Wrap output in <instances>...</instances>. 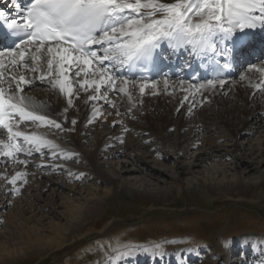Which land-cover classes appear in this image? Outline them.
<instances>
[{"label":"bare ground","instance_id":"bare-ground-1","mask_svg":"<svg viewBox=\"0 0 264 264\" xmlns=\"http://www.w3.org/2000/svg\"><path fill=\"white\" fill-rule=\"evenodd\" d=\"M0 8L12 10L13 6L10 0H0ZM245 40L249 43L244 44ZM209 43L211 46H194L188 44L186 40L181 43L162 41L160 46L171 47L172 55L168 57L178 63L180 59H196L202 54L213 55L219 59L226 58L228 54L234 56L235 75L228 74L226 77L213 80L215 87L209 86L208 81L198 83L185 81L183 84L175 78H161L157 82L128 80L131 98L112 88L105 91L102 87L101 93L107 97L105 100L100 98L101 93H94L92 89L85 91L79 87L85 78L89 80L99 78V73L95 72L99 66L94 63L93 72L87 77L83 72L80 77L69 73V82L73 85L72 106L67 104L68 97L62 94L58 87L53 86V81L59 78L57 75L40 79L42 74L47 76L49 72L47 67L49 56L45 49L41 61L33 65L36 70L32 71L31 68L27 70L26 79L30 84L22 85L25 89L22 95L27 98L26 103L36 106L37 114L46 115L57 121L62 128L58 130L39 123L21 122L18 130L39 134L53 141L58 147L43 148L40 152L33 151L31 155L20 153L15 158L0 155V197L2 196L6 203L0 205L2 215L0 220L4 218V223L9 220L10 224L13 219L11 210L16 208V213L26 225L24 232L27 242L25 241L24 245L29 243L33 245L44 239L43 232L47 228L40 220L43 213L47 214L49 220L59 218L65 221L64 230L68 233L61 238L56 236L58 237V242L55 240L56 245L76 240L80 236L79 228L83 222L100 212L104 196L99 194L98 185L106 186L109 185L108 182L111 183L113 178L108 170L113 168V158H122L124 163L119 169L118 165L114 168V174L115 171L120 175L123 173L131 175L133 172L146 174L140 182L141 185L144 184L142 186L140 184L137 186L136 183L132 185L125 179L118 182L122 191L129 196L143 194L156 199L171 195L172 189L159 174H167L178 190L182 183L203 196L238 188L246 189L254 185V182H249L243 175V170L249 171L264 165V130L256 142L246 149L249 160L244 164L236 139L241 134L250 133L252 126H248V121L258 118L254 113L251 114V110L254 111L256 103H261L263 99L260 90L264 87L257 90L255 85L258 83L264 85V66L251 64L240 69L243 64L240 58L247 61L254 58L249 52L257 56L264 53V24L258 23L256 27L244 33L237 32L231 39L216 31L209 37ZM179 53L185 57L180 56L177 59L175 56ZM32 54L29 52L26 57L30 64ZM102 54L103 48L99 55ZM0 60L6 65L2 70L5 79L0 86L5 88L6 94H10L9 82L6 79L9 74L7 69L9 58L5 55L0 57ZM262 60L264 61V56ZM109 62H112V68L117 64L115 61ZM258 69L260 71H257ZM74 71L75 66L71 69V72ZM24 72L25 70L21 68L15 70L13 74L18 78ZM109 75L113 76L107 70L104 76ZM123 80L125 79H115L118 88L124 86ZM220 80L225 81L222 86L219 84ZM142 83L148 85L143 95L139 92V85ZM200 85L204 87L197 91ZM11 92L14 93L15 89H11ZM90 95H97V99L89 100ZM185 96H188L187 100L184 99ZM252 97H256L257 102L252 101ZM228 98L233 99L232 105L227 102ZM94 108L99 110L96 115L99 117L98 120L93 118ZM241 117L248 118V121L242 120ZM73 119L77 121L75 125L71 124ZM89 120H92V123H89ZM138 121L141 124H138ZM6 143H8L6 130L0 129V146ZM216 148H221L224 153L217 155ZM168 149L175 155L173 166L168 168L162 165L165 167L163 170H155L152 165L149 166L150 161L147 157L158 158L161 162L172 161ZM2 150L0 147V151ZM53 151L59 155L54 157ZM66 153H70L71 158H66ZM230 153L238 157L233 158L231 166L220 165L206 169L205 173L200 171L195 174L193 171L207 162L222 163ZM177 157L185 158L188 162L185 164ZM21 160L27 161V165L20 164ZM239 167L242 168L241 171L237 170ZM165 170H169V173ZM18 171L27 173V183L18 181L16 185L10 184L12 176ZM261 172L264 178V170ZM82 174L89 176L88 181L81 177ZM183 174H192L193 181H184ZM99 180L102 184L96 183ZM16 187L20 188L19 194L14 191ZM103 188L105 187L100 188L102 192ZM58 206H61L62 210H58ZM240 240L243 248L251 247L259 256L264 254V236H242ZM23 249L24 247L20 246L19 252L16 253L22 254ZM14 251L11 253L15 254ZM2 253L6 256L10 254L6 248L0 246V254Z\"/></svg>","mask_w":264,"mask_h":264},{"label":"rangeland","instance_id":"rangeland-1","mask_svg":"<svg viewBox=\"0 0 264 264\" xmlns=\"http://www.w3.org/2000/svg\"><path fill=\"white\" fill-rule=\"evenodd\" d=\"M247 43L249 41L245 40L244 44ZM249 54L254 58L247 61L240 58L243 62L240 69L251 64L264 66V53L260 56L252 52ZM178 82L185 83L182 80ZM260 92L263 96L261 103L256 101V97H252L257 105L254 111L251 110V114L254 113L257 120L248 121V118L241 117L242 120L247 119L248 126H252L250 133L241 134L236 139L243 164L249 160L246 149L256 142L264 130V89ZM227 102L229 105L234 103L232 98H228ZM98 118L96 116L95 120ZM137 123L141 124L139 121ZM216 149L217 155L224 153L221 148ZM169 154L172 161L161 162L158 158L147 157L149 166L152 165L155 170L165 169L162 165L168 168L173 166L175 155L171 151ZM235 155L230 153L222 161L223 165L220 162H207L193 171L195 174L200 171L205 173L206 169L220 165L231 166L233 158L237 157ZM177 158L183 163L188 162L185 158ZM112 160L113 168L108 170L113 178L111 183L108 182L109 185L106 186L98 185L99 194L104 196L100 212L83 222L79 228L80 236L76 240L56 245L55 240L68 233L64 230L65 221L59 218L49 220L47 214L43 213L40 220L47 228L43 232L44 239L33 245L29 242L24 245L27 240L24 232L26 225L14 208L11 210L13 219L10 224L9 220L7 223H4V218L0 220V246L10 253L8 256L0 254V264H264V254L259 256L251 247L243 248L240 240L242 236H264V178L261 172L264 165L260 169L243 170L247 180L254 182L253 186L223 193H209L207 196L195 193L191 187L182 183L178 190L167 174H159L173 193L155 199L143 194L129 196L122 191L118 183L120 180H129L132 185L136 183L139 186L146 174L133 172L131 175H120L117 171L114 174V168L118 165L119 169L124 163L122 158ZM241 169L239 167L237 170ZM165 171L169 173V170ZM155 176L156 174L153 175ZM81 177L88 181L89 176L82 174ZM183 180L193 181L192 174H183ZM96 183L102 184V181ZM101 187H105V193L100 190ZM2 198L1 196V206L6 204ZM58 210H62V207L58 206ZM20 246L24 247L22 254L16 253Z\"/></svg>","mask_w":264,"mask_h":264},{"label":"snow or ice","instance_id":"snow-or-ice-1","mask_svg":"<svg viewBox=\"0 0 264 264\" xmlns=\"http://www.w3.org/2000/svg\"><path fill=\"white\" fill-rule=\"evenodd\" d=\"M3 18L4 13L0 12V19ZM258 23L264 24V0H31L27 15L21 21L12 19L8 24V28L14 32L24 33L20 43L14 48L0 51V57L7 55L9 58L6 79L10 93L6 94L5 88L0 86V129L6 130L8 139V143L0 146L3 149L0 155L15 158L20 153L31 155L33 151L40 152L43 148L58 147L39 134L18 130L21 122L39 123L58 130L62 128L57 121L37 114L36 106L26 103L27 98L22 95L25 91L22 85L30 84L26 72L29 68L36 70L33 65L41 61L45 49L49 56V72L47 76L42 74L40 79L57 75L59 78L53 81V86L68 97L67 104L72 106L73 85L69 82V73L80 77L83 72L87 77L93 72L94 63L101 65L95 69L99 78H85L79 87L85 91L92 89L94 93H101L102 87L105 91L112 88L131 98L128 80H123L124 86L118 88L113 76H104L107 71L103 67L105 61L132 66L153 57L162 41L181 43L186 40L194 46H211L209 37L216 31L231 39L237 32L244 33ZM93 45L103 48V54L92 50ZM29 52L33 53L31 64L26 59ZM73 66L76 71L71 72ZM5 68L6 65L0 60V85L5 79L2 71ZM21 68L25 72L17 78L13 73ZM224 83L223 80L219 81L221 86ZM208 85L216 86L211 80ZM147 87L145 83L139 85L141 95ZM203 87L200 85L197 91ZM255 87L260 90L264 85L258 83ZM13 88L14 93L11 92ZM100 98L107 99L102 93ZM88 99L96 100L97 95H90ZM184 99L187 100L188 96ZM98 111L93 109V118ZM76 123L75 119L71 120L72 125ZM57 155L59 153L53 151V156ZM65 155L71 158L70 153ZM19 163L27 165L25 160ZM26 176V172L18 171L9 183H27ZM14 191L19 194L20 188L16 187Z\"/></svg>","mask_w":264,"mask_h":264}]
</instances>
